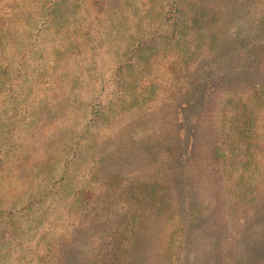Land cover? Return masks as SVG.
Returning <instances> with one entry per match:
<instances>
[{"label":"rangeland","instance_id":"1","mask_svg":"<svg viewBox=\"0 0 264 264\" xmlns=\"http://www.w3.org/2000/svg\"><path fill=\"white\" fill-rule=\"evenodd\" d=\"M43 2L0 0V115L5 104L3 78L17 71L31 29L46 17ZM81 2L92 6L103 42L120 63L129 55L121 24L131 14L152 16L153 30L164 31L163 10L154 0ZM263 2L195 0L182 18L199 36L201 43L196 45L204 48L201 69L191 78H177L171 59L159 53L132 75L133 94L143 104L94 127L84 141L86 149L101 158L99 187L111 196L99 198L95 212H102V224L79 219L60 226L65 238L58 264H96L92 250L101 233L109 232L115 216L131 222L136 213L143 214L145 221L136 230L133 246L115 259L116 264H169L172 255L180 264H264V185L256 207H232L216 156L218 99L226 90L257 82L256 76L246 79L248 68L263 67L264 57L258 52L259 46L264 48ZM78 14L83 16L84 11ZM80 74L69 50L54 65L38 120L16 139L0 174V210L34 195L51 178L61 156L71 151L74 140L84 134L82 113L69 102ZM258 81L264 82L263 73ZM143 185L155 188V194ZM154 195L158 203H153ZM8 229L7 222L0 220L3 239ZM33 244L17 249L22 264L38 263L32 261L37 259L31 253L36 249Z\"/></svg>","mask_w":264,"mask_h":264},{"label":"trees","instance_id":"2","mask_svg":"<svg viewBox=\"0 0 264 264\" xmlns=\"http://www.w3.org/2000/svg\"><path fill=\"white\" fill-rule=\"evenodd\" d=\"M154 2L163 10L164 31L153 30L152 16L131 14L127 23L121 24L120 31L128 41L129 55L120 63L103 42L102 26L91 5L81 0H44L42 7L46 17L31 29L29 46L20 53L17 71L3 78L6 86L0 115V174L16 139L38 120L48 93V77L68 50L74 52L81 70L69 102L82 113L84 134L74 140L71 151L61 156L51 178L34 195L0 210V220L9 226L8 236L4 239L0 236V264H22V252L17 249L26 250L31 242H35L36 247L31 253L37 254V259L33 257L32 261L58 264L65 238L60 226L79 219L102 224V212H95L99 198L111 196L99 187L101 158L97 152L87 150L84 141L94 127L111 123L120 112L143 104V100L140 102L133 94L130 81L136 71L150 64L159 53L171 59L172 73L177 78H191L201 69L204 48L202 44L196 45L200 42L199 36L190 32L191 27L185 26L182 18L193 9L195 0ZM131 10L134 7H130ZM81 11H84L83 16L78 14ZM258 52L264 57V48L259 46ZM263 69L264 63L257 69L250 66L246 79L254 76L259 79L262 73L264 75ZM258 79L236 90H226L218 99L216 110L220 134L216 156L225 194L232 207L238 205L242 209L259 204L264 185V82ZM219 80L220 77L215 78L214 82ZM217 87L223 86L218 84ZM150 189L146 190L155 194V188ZM152 200L158 203L157 196ZM120 218L115 216L109 232H102L99 237L102 239L95 243L97 246L92 251L98 257L96 264L112 260V264H116L115 259L133 246L136 230L145 221L144 215L138 213L131 222L129 218L126 222ZM15 253L20 254L16 257ZM108 255L114 258L106 259ZM175 258L170 256L168 263L180 264L181 260Z\"/></svg>","mask_w":264,"mask_h":264}]
</instances>
